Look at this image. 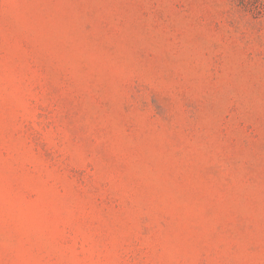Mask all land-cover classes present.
Returning <instances> with one entry per match:
<instances>
[{"label": "rangeland", "instance_id": "1", "mask_svg": "<svg viewBox=\"0 0 264 264\" xmlns=\"http://www.w3.org/2000/svg\"><path fill=\"white\" fill-rule=\"evenodd\" d=\"M0 264H264V0H0Z\"/></svg>", "mask_w": 264, "mask_h": 264}]
</instances>
